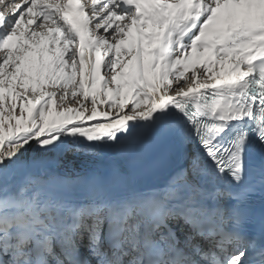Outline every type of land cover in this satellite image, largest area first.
I'll list each match as a JSON object with an SVG mask.
<instances>
[{
  "label": "snow or ice",
  "instance_id": "snow-or-ice-1",
  "mask_svg": "<svg viewBox=\"0 0 264 264\" xmlns=\"http://www.w3.org/2000/svg\"><path fill=\"white\" fill-rule=\"evenodd\" d=\"M0 264H264V0H0Z\"/></svg>",
  "mask_w": 264,
  "mask_h": 264
}]
</instances>
